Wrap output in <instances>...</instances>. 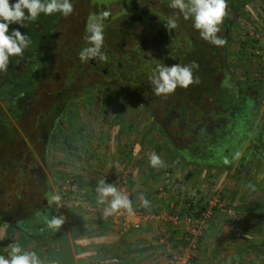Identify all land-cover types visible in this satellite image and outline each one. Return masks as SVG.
<instances>
[{"label": "rangeland", "instance_id": "374dc122", "mask_svg": "<svg viewBox=\"0 0 264 264\" xmlns=\"http://www.w3.org/2000/svg\"><path fill=\"white\" fill-rule=\"evenodd\" d=\"M148 1L167 5L164 6L166 9L172 8L168 13L171 12L172 17L177 19L176 39H170L171 32L174 30L168 29L166 23L164 25L160 22H147L145 26L148 33L153 28L156 34H150V38H145L143 42H132L129 47L131 55L134 51L141 58L142 64L145 65H142V73L147 78L146 83L144 82L146 86H143L141 89L143 92L138 96L140 99L133 94H127L114 83L108 88L98 86L87 95L82 92L68 105L61 130L64 131V136L65 133L66 136L74 133L77 143L67 148L62 145V140H59L56 146L61 148H54L48 155V164H44L45 174L53 180L52 192H59L63 197L60 202L62 207L59 203V209L63 208L64 212H69L66 210L72 212L78 207L77 204L72 203V197L75 198L78 193L86 194L85 185L89 183L91 173L96 176L95 172L100 169L109 173L113 180L118 177L125 179L133 200L134 194L129 183L133 179L141 180L147 176V181L151 184L144 186V189L148 190L146 193L154 189L157 194L167 193V191L174 196L179 194L183 196L181 200L185 202V207L188 208L187 201H192L196 204L195 210L199 209V204L209 203L206 210L200 214L187 211L188 214H193L192 223L189 224L185 220L187 227L194 226L196 218L204 212L210 211L212 215L206 225L204 224L202 232L213 220L212 216L219 212H225L232 218L228 222L233 223L236 234L232 236L234 233L232 230L227 237L228 241L224 240L226 242L224 250H227L226 264H264L262 262L264 260V215L250 204V200H264V162L247 161L241 156L232 166H212L208 172L206 165L193 166L191 165L193 163H189L182 156L179 158L173 155V143L178 141L177 138L173 139V135L163 131L160 124L156 122L154 109L150 108L146 95L154 93L149 77L158 63L174 64L184 57L190 64L196 56V51L188 46L195 47V43L191 42V37L185 36L184 31V38H181L180 28L187 27L192 32L195 29L190 19L185 20L179 9L171 7V0ZM97 3L95 6H100V2ZM230 3L228 4L230 27L227 34L222 35L226 43L224 60L219 61V64L224 66L229 78L236 85L257 91L260 113L252 132H261L259 139L263 140L264 0H230ZM205 43H207L208 52L210 49L215 50L216 45L208 41ZM169 56L171 61L167 60ZM47 63L50 67L51 60L49 59ZM201 70H205V66ZM124 78L127 79V77ZM10 96H0L3 108H7L8 105V101H3V98L8 100ZM221 120L218 119V121ZM178 122L181 127L185 126L184 120L181 119ZM199 136L201 148L207 146L210 140L208 133L203 131L199 133ZM262 147L260 150L264 153V145ZM250 148L251 146H246L244 150L248 151ZM152 152H156L164 160L163 167L153 168L150 165L149 156ZM97 167L100 169H96ZM104 167H108L107 171ZM193 167L195 170L199 167V171L195 176L188 177V170ZM81 169L85 170L83 171L85 175L82 174ZM73 181L80 184V187L76 186V182L73 185ZM251 181L256 182L254 187L256 193L251 191L254 185H251ZM152 185L154 187H151ZM117 188L120 190V185ZM65 197L68 198L65 199ZM101 210H103L102 207ZM198 250L189 249L174 253L180 258L189 254L190 264H193V257Z\"/></svg>", "mask_w": 264, "mask_h": 264}, {"label": "flooded vegetation", "instance_id": "af4514ba", "mask_svg": "<svg viewBox=\"0 0 264 264\" xmlns=\"http://www.w3.org/2000/svg\"><path fill=\"white\" fill-rule=\"evenodd\" d=\"M97 2H100V6H95ZM73 4L74 11L69 16L59 13L50 16L41 14L36 21L28 22L26 28H21L22 32L30 35L32 44L25 50L23 57L10 60L7 72H0V96L11 95L8 100L3 98V101H8L7 108H3L0 103V217L10 221L12 228L28 231L26 221L31 219V211L37 207H42L38 210L43 213L53 210V203H47V196L53 191V180L45 174L44 164L54 148H61L56 146L59 140L67 148L77 143L74 133L67 136L65 133L64 136L61 130L68 105L82 92L87 95L98 86L108 88L114 83L127 94L140 99L138 96L143 92L140 86L143 89L146 84H140L141 79L136 76L138 73L131 74L129 70L132 65L140 63L137 70L140 71L143 64L136 52L133 51L131 55L129 47L132 42H143L153 33L156 34L153 28L148 33L145 26L147 22L165 25L173 15L168 13L172 8L166 9L164 6L167 5L148 0H73ZM104 10L111 12L104 21L105 42L102 50L107 59L101 61L97 58L82 63L78 53L88 46L85 36L89 17ZM229 27L230 17L226 15L220 33L225 36ZM180 29L182 36L184 29ZM173 30L171 40L176 39L177 35ZM49 59L50 67L47 63ZM223 72H227L225 68ZM176 138L178 141L174 144L178 151L181 148V137L173 135V139ZM25 169L31 170L32 180L36 178L38 181L40 177L39 182L43 185L38 197L40 201L32 209L23 205L11 208L8 205L12 202L8 197V187L17 185L18 177L14 180L13 174ZM28 182L26 180L25 183ZM43 213H39V216Z\"/></svg>", "mask_w": 264, "mask_h": 264}, {"label": "crops", "instance_id": "0c3cea01", "mask_svg": "<svg viewBox=\"0 0 264 264\" xmlns=\"http://www.w3.org/2000/svg\"><path fill=\"white\" fill-rule=\"evenodd\" d=\"M228 4H231L230 0ZM202 165H206L208 172L210 167L217 166L206 163ZM104 168L107 171L108 167ZM194 169L193 167L188 171ZM81 171L83 174L85 170ZM101 171L103 170L95 172L96 176L91 173L89 183L85 185L86 194L78 193L75 198L72 197V203L78 206L72 212H64L63 208L60 210L55 202L51 205L53 210L49 213H43L38 210L42 207H37L30 212L31 219L26 221L30 227L28 231L24 228H12L10 221H4L0 217V255H7L9 243L18 242L22 247L35 251L42 264H172L171 257L174 252L188 250L185 239L188 212L185 211V202L181 200L183 196H174L168 194V191L157 194L154 189L146 193L148 190L146 191L144 186L151 184L148 183L147 176L141 180L133 179L129 186L133 191L134 201L142 205L151 216L142 222L140 228L125 231L101 211V207L108 204V201L101 203L97 199V183L103 177L105 183L119 185L109 173ZM195 174L197 173L191 174L192 177ZM144 199L149 201L147 207L143 205ZM207 205L209 206V203ZM60 206L62 207L61 203ZM41 212L43 214L39 216ZM43 215L50 219L55 215L61 218L63 223L59 227H49L48 220ZM172 215L176 216L177 221L173 220ZM212 217L213 220L202 232L203 240L199 250L195 252L193 264L227 262L224 244L228 241L229 232L235 229L233 223L228 222L232 218L225 212H219ZM235 234L234 231L232 236Z\"/></svg>", "mask_w": 264, "mask_h": 264}, {"label": "trees", "instance_id": "16d2710c", "mask_svg": "<svg viewBox=\"0 0 264 264\" xmlns=\"http://www.w3.org/2000/svg\"><path fill=\"white\" fill-rule=\"evenodd\" d=\"M184 32L186 33L185 36L191 37V42L195 43V47L190 45L188 48L196 51V56L193 57L192 61H196L199 65L193 73L194 79L198 78V82L189 85L187 88L177 87L173 93L166 96H158L155 92L147 94L150 108L154 109L156 122L160 124L161 129L172 135L178 133L181 137V145H179L181 148L178 147L180 150L176 151V144L173 143V155L179 156V158L182 156L189 163H206L219 166H232L241 156L247 161L264 159V153L260 150L264 145V135L263 140H260L259 134L261 132L258 133L256 130H254L256 132H252L260 113L257 91H252L250 88H238L229 79L227 72H223V65H220L219 61L224 60L225 44L216 46L215 50L210 49L208 52L207 43L200 37L198 30L195 29L192 32L190 28H186ZM217 35L221 37L223 33L219 32ZM181 37L184 38V34ZM153 50L155 49L153 48ZM164 58L161 60L165 61ZM167 60L171 61L170 56ZM178 63L188 64V60L183 57ZM203 66H205V70L202 71ZM138 68H140V63L132 65L129 72L131 74L138 73L136 76L139 80L141 79L139 83L144 84L147 78L142 73L143 68L137 71ZM181 119L185 122L184 127L179 125L178 121ZM218 119L222 120L218 121ZM217 122L219 123L217 124ZM203 131L208 133L210 139L207 144L209 146L204 149L201 148L199 141V133L201 134ZM199 146L200 148L197 150L196 147ZM246 146H251V148L246 151L244 150ZM225 158L228 159V164L224 163ZM198 171L194 169L188 172V175H194ZM30 173L31 170L25 169L13 174V179L15 180L16 177L18 179L17 185L12 188L8 187V197L12 199V202L8 204L9 207L23 205L32 209L40 201L38 197L42 193L43 185L39 182L40 177L38 178L36 175L38 181L36 178L32 180L33 174L30 175ZM28 177L30 182H28ZM26 180L28 184L25 183ZM255 183L251 181V185L254 184L251 191L254 193H256ZM77 186L80 187V184L77 183ZM187 203L188 208L185 211L188 212L200 214L207 208V203L205 205L199 204L198 210H195L196 204L194 202L187 201ZM250 204L261 215H264V200H250ZM216 209L214 210L216 211ZM202 237V235L198 237L199 244L195 250L199 249Z\"/></svg>", "mask_w": 264, "mask_h": 264}, {"label": "clouds", "instance_id": "9594fccd", "mask_svg": "<svg viewBox=\"0 0 264 264\" xmlns=\"http://www.w3.org/2000/svg\"><path fill=\"white\" fill-rule=\"evenodd\" d=\"M171 7L179 9L185 20L192 21V27L199 31V35L205 41L223 46L226 40L217 35L220 26L228 15V0H171ZM74 11L73 0H0V72H7L10 60L13 57H23L26 49L32 44V39L26 28L28 22L36 21L41 14L50 16L59 13L62 16H69ZM111 15L110 10H104L89 17L86 25V36L88 46L82 48L78 53L82 63L99 59L105 61L106 53L102 50L104 39V21ZM19 25V27H11ZM178 27L177 19L170 17L167 20V28ZM199 65L196 61L190 64H166L158 63L152 70L149 77L153 91L156 95H169L177 87L187 88L189 85L198 82L194 79V70ZM149 163L153 168L163 167L164 160L156 152L149 156ZM225 164L229 161L224 160ZM97 199L103 203L108 201L104 215H112L120 209L131 210L132 201L129 194L121 191L114 183H105L100 180L96 186ZM110 198V199H109ZM63 199L59 192H50L47 196V203L55 202L57 206ZM144 206L149 201L144 199ZM63 223L61 218L53 215L47 221L49 227H59ZM7 255H0V264H42L41 258L33 250L22 247L18 242L8 244Z\"/></svg>", "mask_w": 264, "mask_h": 264}, {"label": "built area", "instance_id": "2783aa9c", "mask_svg": "<svg viewBox=\"0 0 264 264\" xmlns=\"http://www.w3.org/2000/svg\"><path fill=\"white\" fill-rule=\"evenodd\" d=\"M115 181L120 185L121 191H124L129 194V197L132 201V208L131 210L120 209L118 212L108 216L111 217L114 223H116L122 230L126 231L130 228H136V229L140 228L142 226V222L145 219L150 218L151 214L146 212L142 205H139L134 202L127 188V183L125 179H120V177H118ZM107 205L102 206L103 208V210H101L102 212H105V208L107 207ZM220 205L222 204L220 203ZM192 215L193 214H188L187 216V221L189 224L192 223L193 221L191 218ZM211 215L212 213L210 211L204 212L198 218H196L195 220L196 224L194 226L190 227L189 225L187 227L185 239L188 244V250L197 248L198 237L202 233V230L204 229ZM171 217L173 218L174 221H177L176 216L172 215ZM196 221H198V223ZM171 258H172V264H190L191 257L189 254H186L185 256L180 258L179 255L173 253Z\"/></svg>", "mask_w": 264, "mask_h": 264}]
</instances>
